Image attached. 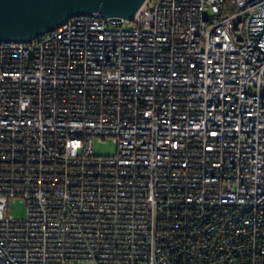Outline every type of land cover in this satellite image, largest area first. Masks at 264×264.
Returning a JSON list of instances; mask_svg holds the SVG:
<instances>
[{
    "label": "built area",
    "instance_id": "built-area-1",
    "mask_svg": "<svg viewBox=\"0 0 264 264\" xmlns=\"http://www.w3.org/2000/svg\"><path fill=\"white\" fill-rule=\"evenodd\" d=\"M257 12L146 0L0 40V264H264Z\"/></svg>",
    "mask_w": 264,
    "mask_h": 264
},
{
    "label": "water",
    "instance_id": "water-1",
    "mask_svg": "<svg viewBox=\"0 0 264 264\" xmlns=\"http://www.w3.org/2000/svg\"><path fill=\"white\" fill-rule=\"evenodd\" d=\"M146 0H0V40L36 37L55 29L76 13L99 11L114 21H133ZM249 33L255 47L264 50V0H252Z\"/></svg>",
    "mask_w": 264,
    "mask_h": 264
},
{
    "label": "rangeland",
    "instance_id": "rangeland-1",
    "mask_svg": "<svg viewBox=\"0 0 264 264\" xmlns=\"http://www.w3.org/2000/svg\"><path fill=\"white\" fill-rule=\"evenodd\" d=\"M93 151L96 155H108L115 154L117 145L113 139H104L93 141ZM10 214L14 215L17 219H24L27 216V206L21 199L12 200L9 207ZM79 264H97L94 261H81Z\"/></svg>",
    "mask_w": 264,
    "mask_h": 264
}]
</instances>
